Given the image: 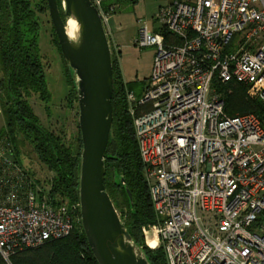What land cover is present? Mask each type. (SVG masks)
<instances>
[{
    "label": "built area",
    "instance_id": "built-area-1",
    "mask_svg": "<svg viewBox=\"0 0 264 264\" xmlns=\"http://www.w3.org/2000/svg\"><path fill=\"white\" fill-rule=\"evenodd\" d=\"M105 1L92 3L108 35L116 6ZM155 21L157 29L138 20L135 44L155 55L143 95L127 94L157 219L143 226L145 243L163 249L167 264H264V120L228 115L214 88L216 78L244 84L264 104V0H172ZM14 152L8 137L0 140L7 261L81 221L80 203L54 204Z\"/></svg>",
    "mask_w": 264,
    "mask_h": 264
},
{
    "label": "trees",
    "instance_id": "trees-1",
    "mask_svg": "<svg viewBox=\"0 0 264 264\" xmlns=\"http://www.w3.org/2000/svg\"><path fill=\"white\" fill-rule=\"evenodd\" d=\"M58 1L61 7V1ZM46 9V0H39L36 4L32 0H0V72L2 73L0 104L5 119V127L1 133H5L13 142L17 153L19 146L25 141L33 146L40 161L55 173L51 187L48 189L53 203H66L72 206L80 203L82 153L80 128L77 143L67 145L53 133H44L40 126V119L29 102V98L34 94H39L44 101L49 98L46 67L39 47L41 22L38 12ZM61 14L64 18L62 11ZM54 33L59 45L55 29ZM166 36H169L168 33ZM112 60L114 120L105 158L106 190L117 210L124 212L128 209L124 223L134 240L143 247L150 262L167 264L163 249H151L145 243L142 228L156 223L157 219L145 179V168L133 118L128 109L127 93L131 90L124 83L119 59L115 54H112ZM69 73L70 98L72 101H78L72 74L70 71ZM214 88L224 98L228 115L253 113L264 120V104L258 96L250 92L249 86L234 82L226 84L216 78ZM151 108L150 104L136 105L135 114L149 111ZM16 160L22 165L17 156ZM118 175L119 181H117ZM122 179L125 183H122ZM126 187L132 193L134 207L130 204ZM77 214L80 216L79 211ZM0 264L99 263L79 221L67 236L48 240L37 247L17 251L9 261L0 252Z\"/></svg>",
    "mask_w": 264,
    "mask_h": 264
},
{
    "label": "water",
    "instance_id": "water-1",
    "mask_svg": "<svg viewBox=\"0 0 264 264\" xmlns=\"http://www.w3.org/2000/svg\"><path fill=\"white\" fill-rule=\"evenodd\" d=\"M60 1L64 18L58 0H47V3L78 96L82 227L99 264H152L121 219L105 186L106 150L114 120L113 60L106 28L92 0ZM69 20L76 23L73 36L67 32ZM126 192L134 207L128 187Z\"/></svg>",
    "mask_w": 264,
    "mask_h": 264
},
{
    "label": "rangeland",
    "instance_id": "rangeland-1",
    "mask_svg": "<svg viewBox=\"0 0 264 264\" xmlns=\"http://www.w3.org/2000/svg\"><path fill=\"white\" fill-rule=\"evenodd\" d=\"M32 1L34 4L39 2V0ZM121 1L123 4L120 10L121 12L130 11L134 13L135 9L138 20L147 22L150 27H153V22L158 14L159 8L166 6L172 0H137V2H133L132 0H126L127 2L124 0H106L104 5L114 4L116 2L121 3ZM61 11L63 12L62 7ZM38 16L41 22L39 30V47L46 67L49 98L47 101H44L40 98L39 94H34L29 98V102L33 107L34 112L40 119V126L44 130V133H53L57 137L61 138L67 145H74L77 143L79 131L78 101H72L70 98L71 86L68 79V74L70 73L66 67V62L63 59L60 47L55 40L54 27L50 18L48 3L47 9L42 12H38ZM157 24L159 23H156L155 21V26ZM159 27L160 26L158 25L157 28ZM150 49L155 51V48L153 47H143V50ZM112 54L114 55V53ZM1 76L2 73L0 72V78ZM253 94L257 96L255 92ZM134 95L136 96L135 93ZM127 103L131 114L130 104L132 102L129 101L128 97ZM4 127L5 119L3 117L0 104V140L8 137L5 133H1ZM18 151V153L15 151L14 155L20 159L22 166L28 170V172L32 174L36 180H39L40 183L47 189H50L52 177L55 173L49 170L48 167L40 161L33 149V146L28 141H25L24 144L19 146ZM119 179L120 176L118 175L117 181H119ZM127 211L128 209H125L124 212L118 210L123 222L126 220L125 213ZM261 221H264V214L261 216Z\"/></svg>",
    "mask_w": 264,
    "mask_h": 264
},
{
    "label": "crops",
    "instance_id": "crops-1",
    "mask_svg": "<svg viewBox=\"0 0 264 264\" xmlns=\"http://www.w3.org/2000/svg\"><path fill=\"white\" fill-rule=\"evenodd\" d=\"M127 2L126 0H124ZM137 2V0H132ZM116 10L112 14L108 27L110 43L119 59V65L124 83L140 98L145 90L150 76L155 51L143 50L135 44L138 35V18L130 11L121 12L122 1L114 3ZM153 28L157 29L158 24Z\"/></svg>",
    "mask_w": 264,
    "mask_h": 264
},
{
    "label": "bare ground",
    "instance_id": "bare-ground-1",
    "mask_svg": "<svg viewBox=\"0 0 264 264\" xmlns=\"http://www.w3.org/2000/svg\"><path fill=\"white\" fill-rule=\"evenodd\" d=\"M76 30V23L74 20H69L67 22V32L70 36H73L74 35V32ZM155 236V232L153 230L149 231L147 233V238L149 239V242L151 244V246H153V243H152V239L153 237Z\"/></svg>",
    "mask_w": 264,
    "mask_h": 264
}]
</instances>
